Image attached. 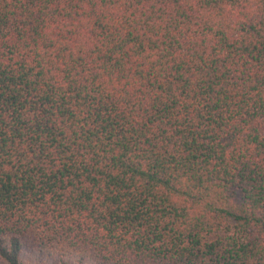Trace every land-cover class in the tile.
<instances>
[{"label": "trees", "instance_id": "obj_1", "mask_svg": "<svg viewBox=\"0 0 264 264\" xmlns=\"http://www.w3.org/2000/svg\"><path fill=\"white\" fill-rule=\"evenodd\" d=\"M0 264H264V0H0Z\"/></svg>", "mask_w": 264, "mask_h": 264}]
</instances>
